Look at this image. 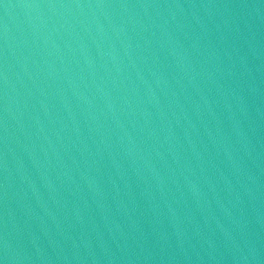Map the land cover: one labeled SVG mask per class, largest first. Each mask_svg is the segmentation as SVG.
Returning <instances> with one entry per match:
<instances>
[{"label": "water", "instance_id": "95a60500", "mask_svg": "<svg viewBox=\"0 0 264 264\" xmlns=\"http://www.w3.org/2000/svg\"><path fill=\"white\" fill-rule=\"evenodd\" d=\"M0 264H264V0H0Z\"/></svg>", "mask_w": 264, "mask_h": 264}]
</instances>
